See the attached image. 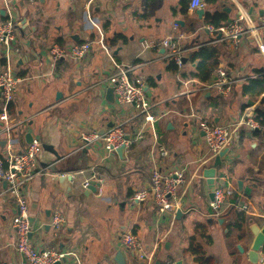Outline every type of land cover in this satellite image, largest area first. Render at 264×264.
Listing matches in <instances>:
<instances>
[{"label":"crops","instance_id":"obj_1","mask_svg":"<svg viewBox=\"0 0 264 264\" xmlns=\"http://www.w3.org/2000/svg\"><path fill=\"white\" fill-rule=\"evenodd\" d=\"M191 1L0 0V22L12 19L17 26L12 68L17 77L26 79L11 103L10 116L20 123L12 134L15 149L27 146L29 133L51 148L43 149L41 170L23 191L35 218L34 247L58 248L68 254L67 264H117L114 257L118 251L125 254L128 264H200L192 252L195 243L210 260L208 264H252L248 253L256 239L253 230L264 228V127L258 131L238 129L217 170V176L232 183L247 211L228 209L218 218L224 222L217 223L215 235L205 223L212 218L213 189L205 178L194 174L207 154L198 126L201 120L232 125L247 108L255 114L264 110V94H245L251 81L264 78V53L254 38L257 34L264 44V0H205L207 13L225 14L236 21L241 12L239 20L245 25L250 21L249 10L255 8L254 31L238 45L216 41L220 35L206 30V16L199 20V9L191 10ZM99 29L113 59L97 42ZM86 40L93 41V47L84 59L66 58L53 64L48 58L53 44L69 46ZM170 40L186 51L180 73L169 69V50L163 42ZM202 48L215 49L219 68L235 79L229 96L200 91L203 83L182 76L195 71L200 60L193 64L189 59ZM2 52L0 47V62ZM113 61L135 67L134 74L145 81L159 117L157 138L147 132L143 140L127 149L125 160L117 153L105 154L97 145L83 147L81 141L83 133H100L132 112L120 108L115 98L114 103L107 99L106 79ZM185 91L190 93L184 95ZM142 129V119L126 124L131 138ZM2 141L7 140L0 138V156L6 151ZM157 141L168 156L156 149ZM155 168L182 170L189 180L190 185L179 188L181 214L177 212L174 220L160 215L152 200L137 205L129 200L135 190L149 187ZM61 175H72L75 181L61 185L57 181ZM92 179L101 183L96 192L84 188ZM55 209L62 210L67 220L57 237L49 225ZM16 213V201L7 192V184L0 181V264L22 262L12 227ZM240 214L245 215V222L236 228ZM124 231L139 236L150 260L132 257L133 252L123 249L120 236ZM259 263L264 264V246Z\"/></svg>","mask_w":264,"mask_h":264},{"label":"built area","instance_id":"obj_2","mask_svg":"<svg viewBox=\"0 0 264 264\" xmlns=\"http://www.w3.org/2000/svg\"><path fill=\"white\" fill-rule=\"evenodd\" d=\"M93 1V0H92ZM205 0H192L190 9H204ZM210 32L220 35L216 41L228 40L233 45H238L242 37L254 31L255 25L248 21L245 24L241 20L233 21L220 28L207 26ZM100 38L98 44L112 58L110 49L107 47L103 31L99 29ZM17 26L14 20L8 19L0 22V47L3 48L2 65L0 69V98L3 102L0 122V138L5 137L6 151L0 156V181L7 184V192L15 199L17 213L13 219L12 227L15 231L17 243L16 251L21 257V264H56L68 257L67 253L60 251L56 247L38 249L32 244L31 234L33 227L30 224L31 210L30 204L23 191L33 181L40 172L39 157L43 151V143L38 138H33L32 142L21 150L15 149L12 138L13 131L20 123L15 122L9 114V106L15 100L20 84L26 79L15 77L13 70V57L17 52L15 48L17 39ZM259 50L264 53V44L256 34L255 37ZM164 47L169 50L168 60L173 61L178 68L183 67V60L186 51L180 49L173 41L163 42ZM93 41L86 40L81 43H74L69 46L53 44L48 50V58L53 64L61 59L71 58L81 60L87 57L92 51ZM113 59V58H112ZM4 63V64H3ZM134 66H124L113 61L110 75L106 79L107 87L113 88L116 104L122 108H131L132 112L125 120L113 125L104 134L94 132L83 133L81 141L83 147L97 145L105 154H116L122 146L130 149L135 142L143 140L147 132L156 135L155 124L159 117L156 113V104L147 95L145 81L134 74ZM235 79L226 70L218 68L211 82L199 88L200 91H216L219 95L227 97L231 94ZM190 91L183 92L184 95ZM143 120L144 129L137 131L133 138L126 131V124L132 120ZM199 128L203 133V139L207 147V154L198 163L195 177L205 178L204 171L212 167L216 157L232 146L234 134L238 129L246 128L250 131L260 128V123L256 119V114L252 108L245 109L241 119L232 125H216L207 120L199 122ZM129 136V140H127ZM156 149L162 156H168V151L162 147L158 141ZM217 176V175H216ZM206 179V178H205ZM86 182L84 188H89ZM190 185L188 178L182 170L163 171L155 168L151 173L150 185L148 188L135 190L130 196L133 205L145 203L152 200L155 208L163 216L175 219L180 207L178 191L181 186ZM213 200L210 202V214L219 218L228 209L247 211V206L241 204L235 195L233 185L223 177H215L213 187ZM66 216L60 209L52 212L50 219V229L54 236H58L66 225ZM120 242L125 248L133 252L139 259L150 260L141 239L132 231H124L120 236Z\"/></svg>","mask_w":264,"mask_h":264},{"label":"water","instance_id":"obj_3","mask_svg":"<svg viewBox=\"0 0 264 264\" xmlns=\"http://www.w3.org/2000/svg\"><path fill=\"white\" fill-rule=\"evenodd\" d=\"M40 1L44 3V0H40ZM254 11H255V8L251 7V9L248 12V16H249V19H250L251 23H255L256 20H257V18L254 15ZM228 12H230V10H228ZM206 14H207V12L205 11V9H199V10L196 11V15H197L199 20H202L203 18H205ZM241 14L242 13L239 12L236 15L235 19L239 20L240 17H241ZM233 21H234L233 19H228L227 24H231ZM192 26H194V24ZM206 30L208 31L207 28H206ZM183 62L185 63L186 59H184ZM14 76L17 77L16 73H14ZM114 98L115 97H114L113 88H109L108 91H107V99H108V101L110 103H114ZM111 125L112 124H110L109 126H111ZM0 130H1V127H0ZM252 131H258V130L256 129V130H252ZM105 132H106V128H103L99 134L102 135ZM237 136H239V135H237ZM126 138H127V140H129V136H127ZM26 140H27L28 144L31 143L32 140H33L32 134H30V133L27 134L26 135ZM5 144H6V141H2L1 142L2 146H4ZM43 148L51 150V148L48 145H43ZM126 151H127V148L125 146H122L121 148H119L117 150V154L121 157V159L125 160L126 159ZM229 152H230L229 149H226L225 151L220 153L216 157L215 162L212 165V167H210L209 169H206L204 171V177L206 178L207 183L210 185V187L212 189H213L214 184H215V177L217 175V170H218L219 167H221L223 165V160L228 155ZM57 181L61 185H65L67 182H74L75 180H74V177L72 175H61L60 177L57 178ZM89 184L90 185H89V188L87 190H90V191H93V192H96V190H97L96 188L101 186V183H98L94 179H92L89 182ZM213 196L214 195L211 194L212 198H213ZM180 214H181V211H178V216H180ZM217 220H218V218H216V217L205 219V223L208 224V226L210 227L211 232H212L213 235H215L216 232L218 231V230H215L217 228V225H218L217 223L222 224L224 222L223 219H219L218 221ZM30 224H31L32 227L34 226V224H35V218L34 217H30ZM47 228H49V226H47ZM253 233L256 236V239L254 241V245L252 247V250L248 253V256H249V260H250V262L252 264H260L259 263V252L264 246V228L260 229L258 227H255V229L253 230ZM31 236H32V234H31ZM239 248L241 249V251H243V249L241 247H239ZM123 249L126 250L125 246H123ZM131 256L134 257V253H131ZM71 258L73 259L74 257H71ZM68 260H69V258L66 257L61 262H58L56 264H67ZM114 261L117 264H128L126 256H125V254L122 251H118L116 253V255L114 257ZM156 264H160V262H157Z\"/></svg>","mask_w":264,"mask_h":264},{"label":"trees","instance_id":"obj_4","mask_svg":"<svg viewBox=\"0 0 264 264\" xmlns=\"http://www.w3.org/2000/svg\"><path fill=\"white\" fill-rule=\"evenodd\" d=\"M227 21H228V17L225 14H211V13L206 14L207 26H214L215 28H220L225 26ZM217 55L218 52L213 48H202L196 51L191 55L189 59L190 62L193 64L196 63L197 60H200L196 65L195 71H193L189 75H187L186 72L182 73V76L184 78L191 77V79H196L197 81L203 84L209 83L212 80L215 71L219 68ZM169 69L174 72L179 71L180 73L179 69L181 68H178V66L175 65L173 61H170ZM245 94L254 97H260L262 94H264V78L251 81L250 85L246 86L245 88ZM263 105H264V97L262 99V106ZM11 110L12 109L10 105L9 114L11 113ZM1 113L2 111H0V114ZM256 119L260 123V126L264 127V110L262 108L257 110ZM232 211L234 212V210H230V212ZM244 222H245V215L240 214L234 226L236 228H241ZM199 229H201V227L198 226V230ZM195 246H196L195 243L192 244V252L194 255L197 256L200 264H208L210 260L206 257V254L203 251H201L199 246L196 247Z\"/></svg>","mask_w":264,"mask_h":264},{"label":"rangeland","instance_id":"obj_5","mask_svg":"<svg viewBox=\"0 0 264 264\" xmlns=\"http://www.w3.org/2000/svg\"><path fill=\"white\" fill-rule=\"evenodd\" d=\"M99 47H100V46H99ZM99 47H98V48H99ZM96 48H97V47H96ZM100 48H101V47H100ZM2 103H3V102H2Z\"/></svg>","mask_w":264,"mask_h":264}]
</instances>
